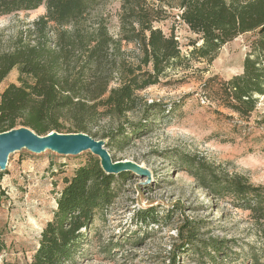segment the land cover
Segmentation results:
<instances>
[{
	"label": "trees",
	"instance_id": "obj_1",
	"mask_svg": "<svg viewBox=\"0 0 264 264\" xmlns=\"http://www.w3.org/2000/svg\"><path fill=\"white\" fill-rule=\"evenodd\" d=\"M106 1L0 0V16L45 8L32 28L0 53V83L11 70H19V83L9 84L0 95V133L20 125L40 135L54 130L84 132L107 140L106 147L122 148L128 138L125 127L94 128L138 110L163 113L160 103H148L140 92L158 84L168 69L189 66L194 57L211 63L223 46L247 32L256 36L243 72L226 80L213 75L201 89L243 118L256 109L257 96L264 95V0H119L115 33L98 13ZM173 13L196 35L189 56L182 54L174 32L166 34L157 25ZM129 46L133 49L127 50ZM149 116L145 113L144 119ZM142 126L146 125H133L131 132ZM185 162L193 166L201 187L249 212L262 247L242 260L264 264V185L244 175H220L206 164L195 167L189 158ZM132 174L107 173L99 157L90 153L66 179L30 264H78L90 237L99 233L97 220H105ZM150 212L140 211V219L155 220ZM205 246L215 252L224 249L218 241Z\"/></svg>",
	"mask_w": 264,
	"mask_h": 264
},
{
	"label": "rangeland",
	"instance_id": "obj_2",
	"mask_svg": "<svg viewBox=\"0 0 264 264\" xmlns=\"http://www.w3.org/2000/svg\"><path fill=\"white\" fill-rule=\"evenodd\" d=\"M119 6V0H107L98 9L114 33ZM44 13L43 6L0 16V53L10 50ZM157 25L166 34L174 32L182 54L190 55L196 35L178 16L173 13ZM255 36L239 35L211 63L194 57L187 67L168 69L158 84L140 92L148 103H160L163 113L146 111L150 116L145 120L138 110L94 128L125 127L128 138L122 148H107L114 160H129L144 170L132 172L122 184L105 220H97L99 233L90 237L78 264H244V255L262 247L249 212L201 187L193 166L185 162L189 158L195 167L206 164L220 175H244L264 185V95L257 96L256 109L243 118L201 89L213 75L226 80L242 73ZM18 77L19 70H11L0 83V95L9 84L19 83ZM141 124L146 126L131 132ZM90 153L23 148L9 155L6 169L0 168V264H30L66 179ZM147 208L155 220L140 219V211ZM215 241L224 247L221 252L205 246ZM183 245H188L187 253Z\"/></svg>",
	"mask_w": 264,
	"mask_h": 264
},
{
	"label": "water",
	"instance_id": "obj_3",
	"mask_svg": "<svg viewBox=\"0 0 264 264\" xmlns=\"http://www.w3.org/2000/svg\"><path fill=\"white\" fill-rule=\"evenodd\" d=\"M23 148L34 153L52 150L62 155H78L90 151L99 157L102 168L111 174L124 171L143 172V168L129 160H114L104 139H96L84 132L50 131L40 135L21 126L0 133V168L6 169L9 155Z\"/></svg>",
	"mask_w": 264,
	"mask_h": 264
}]
</instances>
